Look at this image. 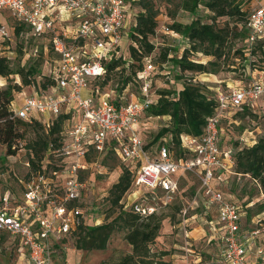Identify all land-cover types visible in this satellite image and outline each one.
<instances>
[{
  "label": "built area",
  "instance_id": "built-area-1",
  "mask_svg": "<svg viewBox=\"0 0 264 264\" xmlns=\"http://www.w3.org/2000/svg\"><path fill=\"white\" fill-rule=\"evenodd\" d=\"M248 1L247 43L252 47L264 40V0ZM2 11L29 29L32 36H45L57 56L56 66L48 76L56 80L55 86L45 92L33 87L35 94L23 98L19 107L11 103V116L29 123L48 116L46 127L60 114L73 111L79 117L68 131L65 145L54 151L55 155L71 159L64 170L33 174L19 201H12L9 193L0 198V233L16 240L27 264H52L55 246L86 225L79 204L84 184L78 177L89 166L80 160L90 148L98 156L103 155L111 143L118 159L134 164L130 168L131 187L159 193L165 204H171L178 192L176 175H194L199 184L194 201L199 196L205 209L216 214L220 262L246 264V251L260 230H251L247 238L241 239L243 211L214 187L218 174L236 175L230 152L219 147V124L231 110H242L255 102L264 104V74L256 82L216 96L214 114L207 119L202 136L181 139L190 157L175 160L163 143L150 154L136 126L153 101L150 74L154 66L148 60L137 75L141 98L127 104L115 105L96 84L105 75V64L123 55V37L128 36L123 29L126 17L132 16L126 0H0V56L10 38V29L1 21ZM130 207L142 217L155 211L150 205L138 204L125 206L124 210ZM257 253L261 254V250Z\"/></svg>",
  "mask_w": 264,
  "mask_h": 264
},
{
  "label": "rangeland",
  "instance_id": "rangeland-1",
  "mask_svg": "<svg viewBox=\"0 0 264 264\" xmlns=\"http://www.w3.org/2000/svg\"><path fill=\"white\" fill-rule=\"evenodd\" d=\"M155 6L159 11L157 17V28L150 42L154 45V52L148 57L154 66V71L150 74L151 80V99L154 101L159 91H178L185 82H192L205 87L214 98L218 94L228 93L231 89L241 88L248 83L256 82L261 76V52L257 50L253 56L246 54L236 55L235 50H246L250 46L240 38L233 37L227 44L225 56L218 61L215 72L211 74L180 73L173 59L180 57L183 49L187 46L181 36L168 33L173 22L184 25L189 24L193 18H199L202 23H209L210 12L203 7H199L196 15L181 10L175 11L173 4L157 0ZM175 11L174 18L169 15ZM133 9L132 13H137ZM3 23L10 29L9 41L2 46V56L8 58V66L12 74L6 78L0 77V91L7 87L22 85V78L29 69L38 72L44 77L36 78V81L46 79L52 74L56 66L57 56L47 48V38L45 36L35 37L27 32L24 27L19 37L12 35L11 25H19L14 22L6 11H2ZM226 18L217 19V25L222 27ZM132 16L126 17L123 32H128L133 25ZM71 26H68V30ZM261 40L259 42H262ZM128 37H123L122 54L127 58ZM232 50L229 51V47ZM167 53V61L161 62L162 54ZM245 59V60H244ZM190 60L196 63L206 64L214 61L211 57L201 54L190 55ZM126 67V66H125ZM120 69V68H119ZM126 69V68H125ZM21 71V74L19 72ZM123 73V72H122ZM120 74L114 72L110 74L105 85L100 90L101 94L107 95L111 101L130 103L141 98L140 86L134 81H130L122 87V79L129 73L126 71ZM179 78V79H178ZM100 86V83H99ZM32 84L23 87L20 93L13 92L14 100L12 106H20L23 98L31 96L36 89ZM248 107V106H247ZM249 112H241L234 109L229 115L223 116L219 128L221 129V146L223 149H232L251 146L259 139L264 140V104L260 102L250 107ZM41 123L49 119L47 116H40ZM79 120L75 117L74 123ZM69 124L65 126L63 136L67 139V133L72 128ZM168 123L167 117L155 118L142 116L136 126V131L147 145L150 154H154L158 144L163 143L167 146L168 140L162 139L160 142L150 144L154 140L158 131ZM46 126V125H45ZM38 134L35 128L26 129L21 148L15 155L5 156L6 148L0 144V198L9 193L12 201H19L27 177L32 176L27 165L26 144L32 142ZM174 152V150H173ZM59 158V155H55ZM103 155L92 157L93 163L82 174L84 187L81 192L79 204L85 217L86 225H102L110 222L118 212V207H113L108 197L111 186L117 182L118 177L125 168H131L134 164L123 163L116 156H109L103 159ZM173 158V156H172ZM66 160V159H65ZM71 162V159H67ZM58 163V162H56ZM63 176V175H62ZM62 179V177H60ZM216 184L220 191L226 195L227 199L237 205L241 212V239L247 238L249 232L254 229L264 228V193L257 183L247 176H232L228 174H218ZM198 180L192 174H183L178 178V192L171 204H165L159 193L151 194L142 189L131 187L122 198L119 205L125 206L138 204L152 206L154 215L163 219L158 236L149 246L151 253H167L162 260L170 264H181L180 254H185L181 247L186 245L190 249L201 255L204 264H210V258L214 255L216 240L209 242V236L217 231L214 220L208 216V211L203 206V200L198 196L194 201V196L198 190ZM250 204V206H247ZM185 212V213H183ZM194 217V218H192ZM190 233V234H189ZM187 234V235H186ZM0 234V264H27L25 256H20L17 252L18 244L9 235ZM189 235V237H188ZM124 231H114L107 243L105 250L85 251L75 249L77 237L72 236L62 242L60 249L56 251L55 264H111L116 262L122 255L131 253V247L124 240ZM254 245L264 246V229L260 231ZM189 245H192L191 247ZM195 245V247H193ZM218 248V247H217ZM187 250V251H188ZM184 252V253H183Z\"/></svg>",
  "mask_w": 264,
  "mask_h": 264
},
{
  "label": "trees",
  "instance_id": "trees-1",
  "mask_svg": "<svg viewBox=\"0 0 264 264\" xmlns=\"http://www.w3.org/2000/svg\"><path fill=\"white\" fill-rule=\"evenodd\" d=\"M156 1L126 0L131 10L134 8L138 10L136 14L132 13L134 23L128 31L127 37L130 42L127 47L128 57L126 58L122 55L105 64V75L96 83L99 91L105 85L110 74L118 72V70L120 74L126 71L129 73L122 79L120 90L124 89L131 80L140 86L137 75L142 72L147 64L148 57L155 49L149 38L154 36L157 28L156 19L159 11L155 6ZM162 1L173 4L175 11L181 10L193 16L196 15L200 6L211 14L209 23H202L196 17L187 25L173 22L170 27V30L181 36L187 44L183 49L182 55L173 59V63L182 74H211L213 71L215 72L214 68L218 66V61L224 58L225 49L232 39V35L235 38L240 37L247 42L249 34L247 20L250 13V3L248 0ZM175 11L170 13L169 16L171 18H174ZM219 18H226L230 22L227 21L222 27H219L217 25V19ZM23 29L24 25H11L14 37H19ZM232 47H229V51L232 50ZM47 48L51 51L49 44ZM257 50L262 55L260 72L264 74V42H257L252 47H246L245 51L242 49L235 50L234 53L239 56L245 55L246 57V54L253 56ZM194 54L211 57L214 61H209L206 64L196 63L190 60V55ZM161 58V62L165 63L167 61V53L162 54ZM11 74L12 71L8 66V58L0 56V77L6 78ZM19 74H21V71ZM38 76L44 77V75H38V72L33 69H29L24 74L22 85H19L20 87L9 86L0 91V144L6 148L5 156L15 155L16 151L20 149L17 148V145H21V142L24 140L27 128L32 127L36 129L38 134L43 133V135L36 134L37 137L25 145L27 164L29 172L32 175L64 170L67 161L62 157L56 158L54 151L65 145V137L63 136L65 126L74 123L75 117H78V114L73 111L68 114H60L52 121L49 127H46L36 120H32L29 123L11 116L10 105L14 100L13 92L20 93L22 86L29 87L32 84L38 91L42 92L55 86V79L47 77L43 81L37 82L36 78ZM215 99L205 87L192 82H185L179 91H159L156 94L155 100L145 108L142 116L167 117L168 123L158 131L150 144L158 143L166 138L168 140L167 147L169 152L175 160L190 157L188 151L182 147L181 139L199 138L202 136L207 119L214 114L216 107ZM112 103L120 105L115 100ZM249 110L248 107H244L241 112L250 113ZM220 133L221 129L219 128V147L222 150L230 152L234 163L233 171L236 176H247L257 183L262 193H264V140L259 139L253 142L251 146L236 148L232 151L230 148H222ZM14 146L16 148L13 149ZM114 146V143H111L106 147L103 159L109 156H116ZM95 156L98 155L90 148L80 162L81 164L90 166L93 163L92 157ZM132 172L130 169L124 168L117 182L108 191L111 205L118 207L115 217L110 222L102 225L81 226L73 235L77 237L75 249L85 251L105 250L111 234L114 231H124V240L131 247V253L122 255L121 258L111 264H170L162 260V257L166 256L167 253H161L157 256L156 253H151L149 247L158 236L163 219L154 214L142 217L134 213L132 207L123 210L122 205H119L124 195L131 188ZM82 174L83 171H80L78 177L81 183H83ZM179 176L181 174L176 175L177 179ZM30 177H27L26 183ZM2 236H5V234Z\"/></svg>",
  "mask_w": 264,
  "mask_h": 264
},
{
  "label": "crops",
  "instance_id": "crops-1",
  "mask_svg": "<svg viewBox=\"0 0 264 264\" xmlns=\"http://www.w3.org/2000/svg\"><path fill=\"white\" fill-rule=\"evenodd\" d=\"M262 3H264V1H262ZM1 21H3V18L1 19ZM179 36V35H178ZM182 38V37H181ZM183 39V38H182ZM262 42H264V41H262ZM261 73V72H260ZM203 75H205V74H203ZM260 77H262V74H261V76H259V78L258 79H260ZM182 89V86H181V88L179 89V90H181ZM178 90V91H179ZM232 176H236V175H232ZM236 177H238V176H236ZM214 187L215 188H217L218 189V187H217V184H216V181H215V183H214ZM224 196L226 197V195L224 194ZM202 199V198H201ZM247 206H250V204H248ZM208 216L209 217H211L212 218V220H214V222L216 221V214H215V212L214 211H208ZM192 218H194V217H192ZM262 229H264V228H262ZM261 229V230H262ZM260 230V229H259ZM260 230V231H261ZM0 234H4V233H0ZM190 234V233H189ZM260 234V233H259ZM187 235V234H186ZM240 236H241V233H240ZM259 236V235H258ZM258 236H256V238H258ZM188 237H189V235H188ZM255 238V239H256ZM216 240V242L217 243H219L218 242V239H217V233H214V234H211L210 236H209V242L211 241V240ZM243 239V238H242ZM255 239H252V244L248 247V249H247V251H246V259H245V262H246V264H264V246H260V245H254V243H255ZM16 241V240H15ZM64 242V241H63ZM60 246L61 245H56L55 246V249H54V255H53V263L52 264H55V262H56V260H55V258H56V256H57V253H56V251H58V249H60ZM190 247L192 246V245H189ZM217 247H216V250L214 251V255H212L211 256V258H210V264H222L221 262H220V253H221V246H220V244L219 245H216ZM193 247H195V245H193ZM181 250H183V251H185V254H180V258H181V264H191V263H193V262H195V261H198V260H200L201 262H200V264H204V261H203V258L201 257V255L200 254H198V253H196V252H194V251H192L191 249H190V251L187 249V247H186V245H184V246H182L181 247ZM188 250V251H187ZM258 250H261V254H258L257 253V251ZM17 252L20 254V256H25L26 257V255H24L22 252H20V250L19 249H17ZM184 253V252H183Z\"/></svg>",
  "mask_w": 264,
  "mask_h": 264
}]
</instances>
